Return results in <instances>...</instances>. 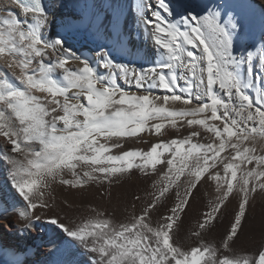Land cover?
<instances>
[{
	"label": "snow or ice",
	"instance_id": "1",
	"mask_svg": "<svg viewBox=\"0 0 264 264\" xmlns=\"http://www.w3.org/2000/svg\"><path fill=\"white\" fill-rule=\"evenodd\" d=\"M129 14L151 42L143 62L106 44L94 57L74 50L48 0H0V167L18 197L0 200V215L17 210L18 232L58 229L62 264H78L74 249L87 264H264V241L236 250L264 196V35L238 49L244 16L217 0H135ZM137 172L156 177L153 191L133 196L123 217L91 204L79 222L56 211L73 207L57 187L95 186L111 201ZM213 184L186 246L180 230ZM222 216L228 225L208 239Z\"/></svg>",
	"mask_w": 264,
	"mask_h": 264
},
{
	"label": "bare ground",
	"instance_id": "2",
	"mask_svg": "<svg viewBox=\"0 0 264 264\" xmlns=\"http://www.w3.org/2000/svg\"><path fill=\"white\" fill-rule=\"evenodd\" d=\"M48 2L53 6V19L56 23L64 25L63 30L73 33L71 43L74 50L78 49L86 56L94 57L95 52L100 50L97 44H106L113 46L116 55L122 57L123 62L129 60L143 62L151 48V42L148 41V49H146L147 42L134 30L129 6L134 4L135 0H48ZM184 2L204 3L206 0H184ZM217 2L238 7L244 16V30L237 41V48L259 45L260 37L264 35L261 0H217ZM106 17L110 18V25ZM152 181L153 177L145 178L137 172L130 179L122 181L120 187L113 189L111 201L101 200L95 186L84 193L64 192L57 187L55 194L58 203L61 199H68L73 207L65 208L63 211L57 207L56 211L61 217L67 214L70 220L79 222V218L87 214V206L91 204L107 208L116 217H123L127 214L125 209L131 204L133 196H140L143 201V198L153 191ZM212 198L214 197L205 193L204 187L198 193V203L190 212V219H185L180 230V238L186 246L193 243L190 230L193 222L198 219L197 213L207 208ZM17 199L6 170L0 167V200L13 203ZM234 207L235 202L229 205L228 213H231ZM37 214L43 215L44 211L38 210ZM220 221L208 234V239H219L220 233L228 225V219L222 216ZM22 223L18 211L11 207L6 217L0 215V236H2L0 240L3 245H0V264H62L68 256L63 234L43 221L31 232H18V227ZM3 226L6 232H3ZM262 241H264V196H257L248 210L244 234L237 242L236 250L252 253ZM57 247L59 250L55 251ZM73 257L78 264H87L89 258L88 253L83 249H74Z\"/></svg>",
	"mask_w": 264,
	"mask_h": 264
},
{
	"label": "rangeland",
	"instance_id": "3",
	"mask_svg": "<svg viewBox=\"0 0 264 264\" xmlns=\"http://www.w3.org/2000/svg\"><path fill=\"white\" fill-rule=\"evenodd\" d=\"M129 43H130V41H129ZM149 42H147L146 43V49H148V46H147V44H148ZM154 138V137H153ZM152 138V139H153ZM155 139V138H154ZM153 139V140H154ZM131 146H140V147H144L145 145H135V144H133V145H131ZM153 177V180H155L156 179V177L155 176H152ZM214 186V187H213ZM204 188H205V193L206 194H210V196H212V197H214V195H215V185H205L204 186ZM212 189H214V190H212ZM208 190V191H207ZM209 190H211L210 192H209ZM1 229H2V227H1ZM2 232V231H1ZM3 232H6V229L4 228V226H3ZM0 239L2 240V236H0ZM1 240H0V245H2V242H1ZM3 246V245H2ZM6 246V245H5Z\"/></svg>",
	"mask_w": 264,
	"mask_h": 264
}]
</instances>
